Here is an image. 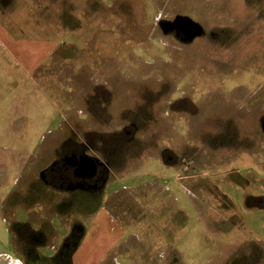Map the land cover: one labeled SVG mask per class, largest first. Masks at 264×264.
<instances>
[{"label": "rangeland", "instance_id": "rangeland-1", "mask_svg": "<svg viewBox=\"0 0 264 264\" xmlns=\"http://www.w3.org/2000/svg\"><path fill=\"white\" fill-rule=\"evenodd\" d=\"M11 239L24 264H264V0H0Z\"/></svg>", "mask_w": 264, "mask_h": 264}, {"label": "crops", "instance_id": "crops-1", "mask_svg": "<svg viewBox=\"0 0 264 264\" xmlns=\"http://www.w3.org/2000/svg\"><path fill=\"white\" fill-rule=\"evenodd\" d=\"M73 165L75 166V164ZM0 264H24L15 253L12 239L8 245L0 242ZM71 264H78L73 260V257L71 259Z\"/></svg>", "mask_w": 264, "mask_h": 264}, {"label": "water", "instance_id": "water-1", "mask_svg": "<svg viewBox=\"0 0 264 264\" xmlns=\"http://www.w3.org/2000/svg\"><path fill=\"white\" fill-rule=\"evenodd\" d=\"M75 166H76V171L79 174L83 175L87 172V170L91 171L90 174L95 173V162L86 156H81L80 160L77 161Z\"/></svg>", "mask_w": 264, "mask_h": 264}, {"label": "trees", "instance_id": "trees-1", "mask_svg": "<svg viewBox=\"0 0 264 264\" xmlns=\"http://www.w3.org/2000/svg\"><path fill=\"white\" fill-rule=\"evenodd\" d=\"M68 247L72 248L69 241L65 244V247L63 249L68 248ZM60 254H61V252H60ZM60 254L58 256V260H60ZM68 261H69V264H71V256L68 257Z\"/></svg>", "mask_w": 264, "mask_h": 264}, {"label": "flooded vegetation", "instance_id": "flooded-vegetation-1", "mask_svg": "<svg viewBox=\"0 0 264 264\" xmlns=\"http://www.w3.org/2000/svg\"><path fill=\"white\" fill-rule=\"evenodd\" d=\"M96 174L97 173H95L94 175L88 174V175H86V177L91 180V179L95 178Z\"/></svg>", "mask_w": 264, "mask_h": 264}]
</instances>
